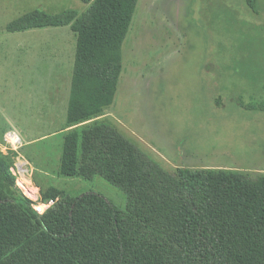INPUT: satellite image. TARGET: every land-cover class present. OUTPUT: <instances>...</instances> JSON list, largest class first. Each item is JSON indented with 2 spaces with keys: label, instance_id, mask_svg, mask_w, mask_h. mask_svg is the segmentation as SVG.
<instances>
[{
  "label": "rangeland",
  "instance_id": "1",
  "mask_svg": "<svg viewBox=\"0 0 264 264\" xmlns=\"http://www.w3.org/2000/svg\"><path fill=\"white\" fill-rule=\"evenodd\" d=\"M257 6L258 14L246 0H140L112 105L71 126L77 34L71 26L16 33L7 26L36 9L82 14L89 5L0 0V154L18 196L35 203L54 188L68 197L96 192L125 210L126 197L105 180L60 175L65 136L94 123L110 125L173 175L190 169L264 177V112L239 103L264 99V0ZM20 167L37 199L26 180L31 197L20 187Z\"/></svg>",
  "mask_w": 264,
  "mask_h": 264
},
{
  "label": "trees",
  "instance_id": "2",
  "mask_svg": "<svg viewBox=\"0 0 264 264\" xmlns=\"http://www.w3.org/2000/svg\"><path fill=\"white\" fill-rule=\"evenodd\" d=\"M80 1L89 5L82 14L36 9L7 26L10 33L71 26L77 34L71 126L112 105L140 0ZM246 2L259 13L257 0ZM248 69L256 85L260 77ZM239 103L264 112V99ZM60 175L105 180L126 197V209L96 192L68 197L54 188L41 202L59 201L40 215L18 196L0 154V264H264V177L190 169L173 175L105 123L65 136Z\"/></svg>",
  "mask_w": 264,
  "mask_h": 264
},
{
  "label": "built area",
  "instance_id": "3",
  "mask_svg": "<svg viewBox=\"0 0 264 264\" xmlns=\"http://www.w3.org/2000/svg\"><path fill=\"white\" fill-rule=\"evenodd\" d=\"M15 140V138H14ZM17 142L15 143H19L20 142V139L17 137V140H15ZM14 143V145H15ZM20 172H21V175L24 174L26 175V170L22 167H20ZM51 204L54 203V201H50ZM33 208L37 211V213H39L40 215H44L51 207L50 203H44V202H39V200H35V203L32 204Z\"/></svg>",
  "mask_w": 264,
  "mask_h": 264
},
{
  "label": "bare ground",
  "instance_id": "4",
  "mask_svg": "<svg viewBox=\"0 0 264 264\" xmlns=\"http://www.w3.org/2000/svg\"><path fill=\"white\" fill-rule=\"evenodd\" d=\"M9 137H10V140H11V141H13L14 138H15L12 134H11V136H9ZM20 165H23V164H20ZM24 180H26V182L29 183V185H28V186L26 185V186H27V188H28V191L31 192V193L35 196V198L31 197V195H28V194H27V193H28L27 191H26L25 194H26L27 196L31 197L32 199H37L38 189H37V188H34V189H33V187H31V186H33V185H32V182H31L30 178H28L27 175L22 174V178L19 180V185H21V186L24 185V184H23V181H24ZM24 186H25V185H24Z\"/></svg>",
  "mask_w": 264,
  "mask_h": 264
},
{
  "label": "crops",
  "instance_id": "5",
  "mask_svg": "<svg viewBox=\"0 0 264 264\" xmlns=\"http://www.w3.org/2000/svg\"><path fill=\"white\" fill-rule=\"evenodd\" d=\"M14 135L17 136L18 138H20L16 133H14ZM20 140H22V139H20Z\"/></svg>",
  "mask_w": 264,
  "mask_h": 264
}]
</instances>
